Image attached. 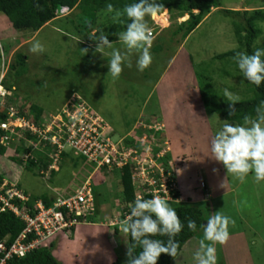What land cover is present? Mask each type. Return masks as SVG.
Returning <instances> with one entry per match:
<instances>
[{"label": "rangeland", "instance_id": "374dc122", "mask_svg": "<svg viewBox=\"0 0 264 264\" xmlns=\"http://www.w3.org/2000/svg\"><path fill=\"white\" fill-rule=\"evenodd\" d=\"M210 1L217 7L211 8L183 40L178 35L171 36L175 24L186 18L185 14L179 15L177 9L158 13L155 19L145 17L149 28L153 27L155 32L151 43L154 49L150 48L152 62L143 72H138L136 55L133 54L129 57L132 67H124L117 79L107 75V60L110 57L95 52L96 42L90 37L101 32L106 35L101 24L114 21L116 14H99L94 29L85 36L74 30V24L78 23L76 13H64L32 34L15 31L5 19L4 26L0 24L2 85L8 84L16 89L12 91L14 98L12 102L7 101L8 105L15 108L20 105L27 111L32 103L41 107L43 124L56 118L57 111L71 95H78L107 122L113 140L125 133L136 135V131L142 130L138 121L163 123V130L150 136L151 140L149 138L138 151L142 157L144 153L151 155L152 151L157 153L165 149L168 171H173L177 183L178 200H196L203 210L205 225L212 215L230 218L227 241L223 245H214L216 264H264V181L256 182L249 172L241 182L226 173L221 163L209 157L211 137L223 124L234 122L211 110L199 95V91H204L222 101L252 97L253 93L237 67L236 55L224 59L214 57L239 47L233 27L235 20L243 19L222 10L261 7L264 0ZM255 25L259 34L253 42V50L264 48V19L258 20ZM37 41L44 52L34 54L28 51L31 44ZM111 43L113 48L121 49L117 37ZM110 51L105 49L106 53ZM17 52L24 55L23 63H14ZM13 63L15 65L11 69ZM30 119L31 116L27 121L31 122ZM22 132V129L16 131L9 140L12 144L0 154V171L6 179L14 181L18 172L24 170L17 183L22 193L42 191L48 195V189L56 190L73 175L76 177L74 184L86 175L91 178L95 215L89 219L90 222L79 223L49 239L57 261L61 264H109L120 257L122 264H128L130 258L125 236L119 234L117 239L120 241L116 240V235L112 233L114 227L110 225L121 220L118 204L121 186L117 173L107 169L94 171L92 164L82 158L71 157L70 151L66 150L65 157L56 161L61 166L60 171L53 180L47 179L50 173L47 168L40 175L28 165L23 151L15 154L14 145L23 144L25 148L28 144L23 140ZM163 139L167 142L165 145ZM39 149L31 154L43 155L45 151L41 149L43 152H40ZM13 157L26 160L27 164L12 162L10 158ZM43 162L49 163L48 156ZM6 164L10 168L5 167ZM157 164L162 165L159 161ZM166 197L169 203L171 195ZM121 224L117 225L119 229ZM202 239L203 230L200 228L171 264H196L193 254Z\"/></svg>", "mask_w": 264, "mask_h": 264}, {"label": "clouds", "instance_id": "9594fccd", "mask_svg": "<svg viewBox=\"0 0 264 264\" xmlns=\"http://www.w3.org/2000/svg\"><path fill=\"white\" fill-rule=\"evenodd\" d=\"M160 8L161 5L157 4L156 0H135V2L124 6L123 14L124 16H126L128 22L126 23L124 30L116 35L117 40L121 44V49L119 50L112 47L111 41H109L107 35H105L103 32H101L99 35L93 34L92 36H90L96 42L95 52L102 54L103 57L105 55H108L110 57L107 60V75H110L113 79L119 78L124 67H132V63L130 62L129 57L133 54L136 55L135 67L138 72H143L146 68L149 67L152 62L150 48L152 46V38L154 37L155 32L153 27L149 28L145 17L155 19L158 12L160 11ZM106 10L108 12H111L113 10L112 5H106ZM154 25L159 26L156 23ZM150 29H152V32ZM105 49H111L110 53H106ZM28 51L34 54H39L44 52V48L37 41L31 44ZM236 64L242 75V78L248 83L259 87L261 83L264 82V48H256L251 52V54L245 52L237 53ZM3 74L4 72L2 70L0 73V76L2 75V78L4 77ZM0 85L2 86V82L0 83ZM2 88L4 89L3 86ZM11 89H14V87H12ZM11 89H4L7 90L9 94L4 95L3 100L6 96L11 95ZM225 96H228L227 92H225ZM79 98L80 97L78 95H71L70 99L66 100V102ZM80 101L82 100L80 99ZM62 106L60 107V109L62 108ZM228 108L229 115L232 116L234 113L232 104H229ZM59 111H57V114L59 113ZM255 113V119L245 117L242 124H223L219 128V130H217L211 137L210 141L211 154L209 155V157L221 163L226 170V173L232 174L241 182L244 181L249 172L253 174V178L256 182L264 181V101H261L257 105ZM138 122H136V125L139 124V126L142 127V130L136 131V135L134 136H131L129 133H125L117 140H113L111 138V128L107 124V122L106 124L109 127L108 132L112 141H119L123 146L133 147L136 149L137 154L140 155L138 149L142 147L143 144L147 143L150 136H152L153 134H159L163 130L164 126L162 123H158L157 121L154 123H146L141 121ZM146 134L148 135L147 137ZM141 137H144V139L139 141ZM127 139L129 140V142H127ZM164 140L165 139H163L162 143L165 145L167 142ZM25 142L27 141L25 140ZM4 145L7 146V143ZM26 147H30V152H28L29 156L28 158H26L27 163L29 159H37L38 155L31 154V152L37 150L38 147L34 149L29 144H27ZM42 149L45 150L44 148ZM39 150L40 152H43L41 149ZM66 150L68 149L63 150L62 152H65ZM158 152L153 155L152 151V153H150L152 156L148 153L147 154L152 159L154 158L157 163L159 161V158L164 156L165 149ZM50 153L51 152L47 153L49 163L47 164L46 168L49 171L58 170V165L56 164V162H53L52 158L49 156ZM70 154L74 158H83V160L86 161L84 157L74 156L71 151ZM60 156L61 155H59V158ZM50 159L52 161H50ZM21 161L23 164H27L26 160ZM86 162L94 166V171L103 168L107 169L105 166L96 167L94 163L88 161ZM124 165H128L131 174V166H133L134 163L128 162ZM34 166L40 174H43L44 171L39 169L40 167H38L36 163ZM123 166L113 167L112 169L107 170L121 169ZM162 166L165 170L168 171L169 166L166 168L163 164ZM2 178L6 179L5 177ZM86 178H88L91 183V178L89 175L84 176L82 181ZM171 178L176 183V180L173 178V171H171ZM6 180L8 181V179ZM9 182L11 181L9 180ZM11 183H14L16 187L17 182ZM132 186L134 188L135 196V186L133 185V183ZM202 186L204 185L202 184ZM17 189L22 193L20 188ZM175 191H178V188ZM22 194L27 197L26 201H29V196L25 195L24 193ZM144 194H151V198L144 199L140 196H137L132 202L130 211L127 216L125 215L123 222L122 220H120L119 222L110 224L114 226L122 223L121 231L123 235L125 236V238L130 237L131 239V243L128 245L127 252V255L130 257L128 264H157V261L161 254H167L175 258L177 255V244L174 238L181 232L182 228L184 227L179 217L177 216L176 210L170 206L168 201L165 200L166 198H161L154 194L152 195V193ZM94 214L95 211L92 215ZM89 217L90 216H88L85 220H80L77 224L88 223ZM230 223L231 221L229 217L220 214L210 216L207 219L206 225L201 223L200 228L203 230V239L200 240L199 248L193 254V259L195 260L196 264H216V249L214 245L217 243L223 245L227 241L229 237L227 229ZM186 224L187 228L190 231L195 232L197 230V224L195 220L186 218ZM156 236L167 237V239L161 240L152 238ZM137 248H139L140 251L133 256L132 253Z\"/></svg>", "mask_w": 264, "mask_h": 264}, {"label": "trees", "instance_id": "16d2710c", "mask_svg": "<svg viewBox=\"0 0 264 264\" xmlns=\"http://www.w3.org/2000/svg\"><path fill=\"white\" fill-rule=\"evenodd\" d=\"M133 2H135V0H0V14H3L7 18V20L11 24V27H13L15 31H28L32 34L38 32L40 29L45 27V24L58 18V16L63 13H66L65 15L76 13L78 16V23L74 24V30L79 34L85 36L94 29L97 18L102 13H112V15L116 14L115 20H110L107 24H101V27L106 30V35L109 41H113L117 37L116 35L124 30V27L128 22L126 16H124L123 14L124 6ZM156 3L161 5L160 11L158 13H165L171 9H177L179 11V15H186V20L184 19V21L175 24V31H173V33L171 34V36L178 35L180 40H183L185 37H187L189 33H191L202 22L203 17L210 12L211 8L217 7L213 5L210 0H156ZM108 4L112 5L113 10L111 12H108L106 10V5ZM62 8H65L66 11L61 13L60 10ZM75 10L78 11L75 12ZM222 11L231 13L234 16L239 15L241 19H243L242 21L235 20L236 24L233 27L234 36L237 39L239 47L237 50H231L218 54L214 58L224 59L230 56L234 57L239 51L251 54V52L253 51V42L259 34V29L255 24L258 20L264 19V6L253 7L248 10L225 9ZM151 48L154 49V45L151 46ZM17 62H24V55L19 52L15 54L14 58V63ZM14 63L11 64V69L14 67ZM244 81L249 86L250 91L253 93L252 97L247 100L222 101L216 98V96H213V94L204 91H199V95L203 103L205 105H208L211 110H215L216 113L220 114L228 121H232L236 124H242L245 117L255 119V109L261 101H264V82H262L259 87H256L255 85L248 83L246 80ZM2 86L4 87V89H11L12 87H14L9 86L8 84H4ZM15 90V87L14 89H11V91ZM5 98L6 100L4 99L5 101H3V105L0 106V122L8 121V111L11 108V110L15 111L16 117L29 120V116H31L30 120L32 124L36 125L37 127H40L43 124V122L41 121V117L43 116V109L41 107L32 103L28 106L27 111V109L22 108L20 105H16V108L12 105H8L7 103L12 102L14 98L13 92L10 96H6ZM80 99L81 98L76 99L74 100V102L78 103ZM229 104H232L233 106L234 113L232 116L229 115ZM20 129L22 128L15 127L14 131H20ZM22 130L24 141L26 140L31 142L37 140L35 133H31L28 129L24 128ZM7 133L8 132L4 130H0V137ZM12 135L14 136L15 134ZM12 135H10V137ZM11 139L9 138L6 140L8 147L12 144L10 143L11 141H9ZM7 146L0 143V154H3L5 152ZM13 148L15 154L21 151H23V153L30 152V147L25 146V148H23V144L14 145ZM43 148L45 149V153L43 155H41L40 153L39 156H41V158L38 156V159H29V166H34L36 161H38L41 169H44L47 166L46 162H43V159L46 158L47 153L53 152L55 148L49 143H46ZM152 154L154 155L155 152L153 151ZM60 155V157H65L66 153L61 152ZM167 155L168 154H165L163 157L159 158V162H161L165 168L167 167ZM10 160L15 163H21L20 158L13 157L10 158ZM113 170L117 173L119 177V184L121 186L118 204L121 210V220L123 222L125 215H127L130 211L132 202L135 200L134 188L132 186L131 174L128 165H124L121 169ZM2 177L3 175L0 174V179ZM16 187L18 188V185H16ZM170 195L171 201L169 203L172 204L171 207L176 210L177 216L179 217L181 223L184 225L181 232L174 238L177 244L178 255L184 244L200 229L201 223L205 224V217L203 210L198 206V202L196 200L187 199L179 201L178 191H171ZM142 198L150 199L151 194H144ZM38 199L45 207L50 206L52 201L54 200L49 199L46 195L43 194L41 196L29 197V201H26L25 204L32 207L33 203ZM94 215L88 218V222H90L89 219ZM186 218L196 221L197 230L195 232L190 231L187 228ZM75 225L69 227L68 229H72ZM23 226L24 225L22 221L19 218L15 217L11 212L0 213V240L5 236H8L7 243H10L21 231ZM113 227L114 229L112 233L113 235H116V240L120 241L119 239H117V236L123 233L117 225H114ZM51 237L38 244L25 256L21 258H13L8 261L7 264H61L57 261L52 253V243L49 241ZM152 238L161 240L167 239V237L159 236ZM124 242L127 245L126 249L128 252V245L131 243L130 237L125 238ZM139 251L140 249L137 248L132 253V255H136ZM175 258L167 254H161L157 261V264H171V262ZM109 264L122 263L120 257H116Z\"/></svg>", "mask_w": 264, "mask_h": 264}, {"label": "built area", "instance_id": "2783aa9c", "mask_svg": "<svg viewBox=\"0 0 264 264\" xmlns=\"http://www.w3.org/2000/svg\"><path fill=\"white\" fill-rule=\"evenodd\" d=\"M64 11L65 8L60 10L61 13ZM150 30L152 32V29ZM1 79L2 75L0 83ZM8 94L9 92L0 85V105H3V96ZM8 118L7 122H0V130L8 132L0 137L2 144H6L10 135L15 134V127L28 129L37 137L36 141H27L32 148L40 146L42 149L46 143L54 146L55 149L49 155L53 162H56L63 150L68 149L74 156L84 157L96 167L105 166L112 169L128 162L134 163L131 166V179L135 186V198L142 197L144 193L167 198L171 191L177 189L171 172L165 170L162 165L158 167L160 164L148 154L144 153L141 157L135 148L112 141L106 122L82 101H67L56 118L40 127L16 117L11 108ZM143 139L144 137H141L139 141ZM28 156V153L24 154V158ZM26 200L27 197L14 183L0 179V213L11 212L24 225L10 243H7L8 236L0 240V264H7L13 258L25 256L56 232L85 220L95 211L94 194L88 178L77 184L71 192L58 193L48 207L39 200L30 207L25 204Z\"/></svg>", "mask_w": 264, "mask_h": 264}, {"label": "crops", "instance_id": "0c3cea01", "mask_svg": "<svg viewBox=\"0 0 264 264\" xmlns=\"http://www.w3.org/2000/svg\"><path fill=\"white\" fill-rule=\"evenodd\" d=\"M3 15V14H2ZM1 14H0V24L2 25V26H4V20L6 19L7 20V18L3 15L2 16ZM4 17V18H3ZM8 21V20H7ZM8 23L10 24V22L8 21ZM10 26H11V24H10ZM163 124V123H162ZM132 128V127H131ZM40 158H41V156H39ZM38 157V158H39ZM37 158V159H38ZM36 164L38 165V167H40V165H39V163H38V161H36ZM46 164H48V163H46ZM5 167H9L7 164H6V166ZM19 167V169H22V167H20V166H18ZM10 168V167H9ZM34 168H35V166H34ZM39 169H41V167L39 168ZM55 169H56V167H55ZM60 169H61V166L59 165L58 166V170H50L49 172V177H47L46 176V178L48 179V178H51V180H53L56 176H55V174H57V172L58 171H60ZM74 169H75V166H74ZM41 170H46V167L44 168V169H41ZM24 171V170H23ZM23 171H19L18 172V175H17V178L16 179H14V181L12 180V179H10V181L11 182H17L18 181V179H19V176L21 177V175H22V172ZM48 171V170H47ZM2 172V173H1ZM0 173L3 175V171H0ZM46 174V173H45ZM41 175V174H40ZM33 176V175H32ZM43 176V175H42ZM3 177H5L4 175H3ZM33 177H37V176H33ZM6 178V177H5ZM74 178H76V177H74V175H73V177L72 178H69L68 179V181H65V182H62L61 183V185H60V187L59 188H57L56 190H52V189H48V195H46L49 199H54L55 198V196L58 194V193H68V192H70L79 182H81L82 181V179L84 178V177H81V179H79V181H78V183L75 185L74 183H73V181H74ZM9 180V179H8ZM17 183H19V181L17 182ZM25 195H27V196H29V197H33V196H41V195H43V193H42V191H40V192H37V193H26ZM39 200V199H38Z\"/></svg>", "mask_w": 264, "mask_h": 264}]
</instances>
